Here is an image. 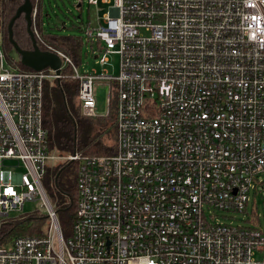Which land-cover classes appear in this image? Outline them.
<instances>
[{"label": "built area", "instance_id": "built-area-1", "mask_svg": "<svg viewBox=\"0 0 264 264\" xmlns=\"http://www.w3.org/2000/svg\"><path fill=\"white\" fill-rule=\"evenodd\" d=\"M84 1L108 7L84 33L100 72L42 40L37 6L32 32L59 73L21 70L0 45V264H264L255 215L249 227L220 220L247 213L264 171V0ZM66 68L81 114L112 115L111 154L49 152L44 87ZM63 160L77 166L67 234L43 186ZM36 200L45 232L3 248L4 218Z\"/></svg>", "mask_w": 264, "mask_h": 264}, {"label": "trees", "instance_id": "trees-1", "mask_svg": "<svg viewBox=\"0 0 264 264\" xmlns=\"http://www.w3.org/2000/svg\"><path fill=\"white\" fill-rule=\"evenodd\" d=\"M24 0H0V37L1 46L8 59L12 44L8 38V24ZM31 5L35 0H30ZM37 27L42 39L48 45L61 51L72 59L76 66L81 62L83 47L92 44L82 37L52 35L42 27L43 7L39 0ZM38 4V3H37ZM12 40L21 50H32V39L28 33L24 16L21 15L12 25ZM44 51V48L39 46ZM21 70H30L19 60L15 62ZM70 69L66 68L59 81L45 83L43 96V121L47 130L48 150L59 158H66L74 152L81 155L100 156L112 153L111 144L105 145L103 137L109 140L114 137L112 115L106 118H89L81 114L78 100V82L70 77ZM111 142V141H110ZM72 173L73 177L66 176ZM77 166L74 162L58 161L48 166L43 186L45 192L53 195L57 204L55 211L65 234L69 232L74 217L75 181ZM47 195V194H46ZM59 197V199H58ZM20 218H6L1 225V246L11 247L17 237H33L42 235L47 227L46 216L31 214L20 215Z\"/></svg>", "mask_w": 264, "mask_h": 264}, {"label": "rangeland", "instance_id": "rangeland-1", "mask_svg": "<svg viewBox=\"0 0 264 264\" xmlns=\"http://www.w3.org/2000/svg\"><path fill=\"white\" fill-rule=\"evenodd\" d=\"M42 3L44 4L42 11V27L45 31H48L52 35L82 37L83 39L86 29L94 25L96 16L101 19L108 8L102 4H99L96 8L88 7L84 0L81 2L79 0H42ZM78 3L81 4L79 8H77ZM103 48L104 47L100 45V50L98 52H101V49ZM97 55L99 54L93 52L90 45L84 46L79 70L84 73L90 71L91 69H95L100 72L103 67H100V65L97 64ZM10 57L14 62L19 60V57L14 51L10 52ZM108 58L113 66V70H116L118 66V58L116 56H110ZM107 94L108 88L106 83L95 84L94 95L96 100V112L97 115L102 117H104L107 112ZM102 139L105 145H110V141H112V139L109 140L107 136H104ZM66 176L73 177L71 172L66 173ZM258 181L259 183L256 185V191L251 190L249 194L247 213L232 214L226 219L220 218L222 223L230 226L249 227L252 226L251 220L253 215H255L254 218L256 219V225L264 230V171H262L259 175ZM46 194L49 200L53 203L54 207L57 208V204L60 201L59 197V201L56 203V197L47 193V191ZM42 211L41 202L36 200L31 203H26L22 212L11 213L10 218H20V215H39ZM217 214L218 216L220 215V213Z\"/></svg>", "mask_w": 264, "mask_h": 264}, {"label": "water", "instance_id": "water-1", "mask_svg": "<svg viewBox=\"0 0 264 264\" xmlns=\"http://www.w3.org/2000/svg\"><path fill=\"white\" fill-rule=\"evenodd\" d=\"M31 4L30 0H24L23 4L19 6L15 12L14 17L10 20L8 24V38L10 43L12 44V50L17 54L19 57V62L34 71H41L43 69L49 68L56 73L59 72L60 68V59L51 53L41 52L38 47L36 46L34 40H32V50H21L12 40V32L11 28L13 23L16 19H18L21 15L24 16L28 33H30L31 27Z\"/></svg>", "mask_w": 264, "mask_h": 264}, {"label": "bare ground", "instance_id": "bare-ground-1", "mask_svg": "<svg viewBox=\"0 0 264 264\" xmlns=\"http://www.w3.org/2000/svg\"><path fill=\"white\" fill-rule=\"evenodd\" d=\"M80 2L82 1V0H79ZM38 3V4H37ZM23 4V3H22ZM31 4V3H30ZM39 5H40V3H39V0H35V4L32 6L31 5V13H32V10H33V8H34V6H37L38 8L37 9H39ZM31 13H30V17H31ZM31 26H32V22H31ZM36 27H37V20H36ZM37 30H38V27H37ZM38 32H39V30H38ZM30 33H31V39L32 40H34V42H35V44H36V46L38 47V49H39V46H41L42 47V45H40V44H38V42H37V40H36V38H35V36L33 35V32H32V28L30 27ZM40 34V33H39ZM43 40V39H42ZM44 41V40H43ZM92 42L94 41V40H91ZM45 42V41H44ZM102 45H103V47H105L104 46V44L103 43H101ZM52 47V46H51ZM43 48V47H42ZM53 48V47H52ZM55 49V48H54ZM40 50V49H39ZM57 50V49H56ZM41 52H47V53H51V52H48V51H46L45 49H44V51H42V50H40ZM57 51H59V50H57ZM61 52V51H60ZM62 53V52H61ZM51 54H54V53H51ZM54 55H56V54H54ZM65 55V54H64ZM59 59H60V57L58 56V55H56ZM66 56V55H65ZM68 57V56H67ZM60 62H61V59H60ZM61 64L62 63H60V67H61ZM78 67V69H79V66H77ZM60 69V68H59ZM31 71H34V70H32V69H30ZM43 70H51V69H49V68H46V69H43ZM43 70H41V71H43ZM51 71H53V70H51ZM71 71V70H70ZM36 72H39V71H36ZM54 73H56L55 71H53ZM59 73V72H58ZM58 73H56V74H58ZM81 73H84V72H81ZM86 73V72H85ZM72 76V72H70V77ZM72 78V77H71ZM7 218H10V217H7ZM4 219H6V218H4ZM2 223H3V221H2Z\"/></svg>", "mask_w": 264, "mask_h": 264}, {"label": "flooded vegetation", "instance_id": "flooded-vegetation-1", "mask_svg": "<svg viewBox=\"0 0 264 264\" xmlns=\"http://www.w3.org/2000/svg\"><path fill=\"white\" fill-rule=\"evenodd\" d=\"M81 6V4L80 3H78V5H77V8H79Z\"/></svg>", "mask_w": 264, "mask_h": 264}]
</instances>
